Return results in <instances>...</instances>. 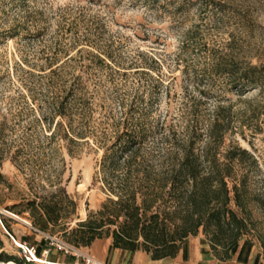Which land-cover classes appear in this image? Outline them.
<instances>
[{
  "label": "rangeland",
  "instance_id": "obj_1",
  "mask_svg": "<svg viewBox=\"0 0 264 264\" xmlns=\"http://www.w3.org/2000/svg\"><path fill=\"white\" fill-rule=\"evenodd\" d=\"M233 37L252 53L264 44V0H0V214L12 235L36 246L40 257L45 240H30L28 213L8 206L56 176L78 201L74 221L108 197L100 172L103 150L82 141L68 152L60 139L46 138L48 126L54 128L59 119L55 102L80 72L94 96L91 124L98 131L121 115L122 98L130 103L135 94L155 121L165 116L172 121L187 92L205 88L213 104L224 94L227 80L206 69V54ZM98 50L113 56V67L92 61L91 51ZM142 69L159 74L160 86L154 87L155 78ZM256 93L248 90V96ZM228 96L235 100L237 92ZM227 142H238L257 159L245 161L251 168L255 227L239 244L247 241L264 259V130L245 129ZM18 148L19 164L10 158ZM1 227L5 249L22 257Z\"/></svg>",
  "mask_w": 264,
  "mask_h": 264
},
{
  "label": "trees",
  "instance_id": "obj_2",
  "mask_svg": "<svg viewBox=\"0 0 264 264\" xmlns=\"http://www.w3.org/2000/svg\"><path fill=\"white\" fill-rule=\"evenodd\" d=\"M105 53L91 51L92 61L113 67V56ZM206 60L207 70L227 80L214 104L209 92L199 88L186 93L172 121L170 116L155 121L150 107L141 105L143 97L135 94L130 103L122 98L121 115L100 131L91 124L94 96L80 72L55 102L59 119L54 128L48 126L46 138L60 139L68 152L82 141L103 150L100 172L108 197L85 219L74 221L78 201L56 176L8 208L21 206L16 213L27 212L35 232L56 235L76 247L111 236L113 246L144 250L159 259L175 256L186 237L202 231L211 248L227 257L255 227L251 168L245 161L257 159L238 142L227 141L245 129L264 130V44L252 53L233 37L210 48ZM150 71L141 73L154 77ZM154 78L153 86H160L161 76ZM250 89L257 93L248 96ZM232 90L237 92L235 100L228 96ZM18 153L19 148L10 156L17 164ZM3 160L0 150V163ZM0 218L13 234L5 215ZM4 234L0 223V262L27 264L5 249Z\"/></svg>",
  "mask_w": 264,
  "mask_h": 264
},
{
  "label": "crops",
  "instance_id": "obj_3",
  "mask_svg": "<svg viewBox=\"0 0 264 264\" xmlns=\"http://www.w3.org/2000/svg\"><path fill=\"white\" fill-rule=\"evenodd\" d=\"M30 240H45V248L40 250V259L33 264H84V259L57 248L49 247L45 234L41 231H31ZM25 234V233H24ZM26 237V236H25ZM112 238H96L91 245L80 249L108 264H264L260 251L254 249L246 241L238 248L231 250L227 257L217 254L210 240L202 233L191 234L184 239L180 250L175 256L159 259L151 257L144 250L130 251L112 245Z\"/></svg>",
  "mask_w": 264,
  "mask_h": 264
},
{
  "label": "built area",
  "instance_id": "obj_4",
  "mask_svg": "<svg viewBox=\"0 0 264 264\" xmlns=\"http://www.w3.org/2000/svg\"><path fill=\"white\" fill-rule=\"evenodd\" d=\"M24 221L27 224H29L30 226H32L30 221L25 220V219H24ZM0 223L2 224V226H4L1 219H0ZM43 233L45 234V237L48 240L49 247L57 248V249L65 252V253H70V254H74L77 256H81L84 259V264H108V263H105V262L95 258L91 254L83 252L79 247H76V246L66 242L65 240H63L62 238H60L56 235H51V234H48L45 232H43ZM10 235L12 236L14 241L19 245L21 256L23 258H25L26 261H38L40 259L37 255L36 246L29 243L27 240L19 241L12 234H10ZM48 264H51V263H48Z\"/></svg>",
  "mask_w": 264,
  "mask_h": 264
},
{
  "label": "bare ground",
  "instance_id": "obj_5",
  "mask_svg": "<svg viewBox=\"0 0 264 264\" xmlns=\"http://www.w3.org/2000/svg\"><path fill=\"white\" fill-rule=\"evenodd\" d=\"M0 264H17L14 261H1Z\"/></svg>",
  "mask_w": 264,
  "mask_h": 264
}]
</instances>
